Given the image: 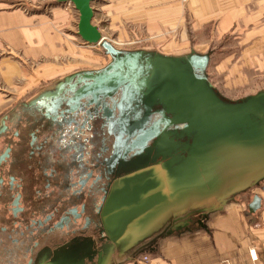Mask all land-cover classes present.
<instances>
[{
    "label": "water",
    "instance_id": "water-1",
    "mask_svg": "<svg viewBox=\"0 0 264 264\" xmlns=\"http://www.w3.org/2000/svg\"><path fill=\"white\" fill-rule=\"evenodd\" d=\"M94 1L60 3L73 5L79 13L77 35L89 45H100L110 55L109 64L69 76L41 96H56L65 84L75 102L95 104L97 98L121 92L117 123L127 122V127L120 126V134L142 133V138L100 211L109 246L77 263L122 264L127 259L137 264L138 255L177 225L200 216L197 224L203 228L207 216L236 202L239 195L255 188L264 191V91L227 102L207 80L208 54L167 57L115 49L92 25ZM137 100L145 110L161 104V120L144 130ZM172 127H180V137L191 138L190 143L178 145ZM160 136L166 143L157 140ZM181 153L184 158L178 157ZM251 199L247 209L255 213L262 199Z\"/></svg>",
    "mask_w": 264,
    "mask_h": 264
},
{
    "label": "flooded vegetation",
    "instance_id": "flooded-vegetation-1",
    "mask_svg": "<svg viewBox=\"0 0 264 264\" xmlns=\"http://www.w3.org/2000/svg\"><path fill=\"white\" fill-rule=\"evenodd\" d=\"M69 88L41 91L0 116V264L85 260L110 244L100 211L142 133L120 134L121 92L90 104L71 100ZM142 105L135 101L145 130L164 109ZM171 129L181 146L180 127Z\"/></svg>",
    "mask_w": 264,
    "mask_h": 264
},
{
    "label": "crops",
    "instance_id": "crops-1",
    "mask_svg": "<svg viewBox=\"0 0 264 264\" xmlns=\"http://www.w3.org/2000/svg\"><path fill=\"white\" fill-rule=\"evenodd\" d=\"M137 1L139 7L153 11L158 7L170 20H174L176 8L178 14L185 10L181 0ZM193 2L195 10L189 7ZM185 7L198 13L199 27L211 29V37L218 39L240 27L243 18L251 25L264 19V0H187ZM78 19L79 13L73 5L60 0H0V114L35 97L50 87L44 86L45 83L65 75L66 56L81 54ZM92 25H96L94 18ZM248 193L251 198L258 195L262 199L259 211L245 212L247 206L237 199L207 216L203 228L197 224L200 216L192 218V223L177 225L134 261L137 264H264V191L255 188ZM80 259L84 261L79 255L59 264H78ZM123 261L122 264H134L132 260Z\"/></svg>",
    "mask_w": 264,
    "mask_h": 264
},
{
    "label": "rangeland",
    "instance_id": "rangeland-1",
    "mask_svg": "<svg viewBox=\"0 0 264 264\" xmlns=\"http://www.w3.org/2000/svg\"><path fill=\"white\" fill-rule=\"evenodd\" d=\"M182 2L185 10L178 14L176 8L174 20L168 19L166 12L161 13L158 7H154L158 13L139 7L137 0H96L91 6L102 38L117 50H142L167 57H181L192 52L208 54L207 80L227 102H236L264 91V19L260 17L256 25H251L243 18L240 27L218 39L211 37V29L199 27V14L192 11L196 9V3L189 6L192 9L189 12L185 7L187 0ZM79 44L81 54L78 57L66 56L67 72L55 82L45 83L44 86H50L46 90H55L58 83L76 73L98 70L109 64L110 55H106L100 45H89L81 39ZM190 139L181 138V146L190 143ZM184 155L181 153L179 157L184 158ZM249 191L235 200L247 206L252 200ZM192 222L188 220L182 225Z\"/></svg>",
    "mask_w": 264,
    "mask_h": 264
},
{
    "label": "built area",
    "instance_id": "built-area-1",
    "mask_svg": "<svg viewBox=\"0 0 264 264\" xmlns=\"http://www.w3.org/2000/svg\"><path fill=\"white\" fill-rule=\"evenodd\" d=\"M143 261H146V257L143 258Z\"/></svg>",
    "mask_w": 264,
    "mask_h": 264
}]
</instances>
